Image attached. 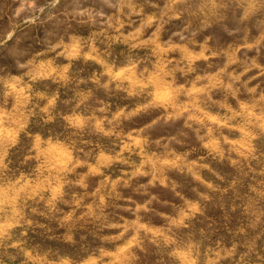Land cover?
I'll return each instance as SVG.
<instances>
[{"label":"rangeland","instance_id":"1","mask_svg":"<svg viewBox=\"0 0 264 264\" xmlns=\"http://www.w3.org/2000/svg\"><path fill=\"white\" fill-rule=\"evenodd\" d=\"M0 264H264V0H0Z\"/></svg>","mask_w":264,"mask_h":264}]
</instances>
